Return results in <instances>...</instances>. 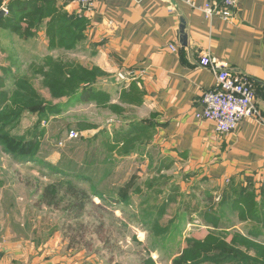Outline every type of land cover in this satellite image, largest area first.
Listing matches in <instances>:
<instances>
[{"label":"rangeland","instance_id":"rangeland-1","mask_svg":"<svg viewBox=\"0 0 264 264\" xmlns=\"http://www.w3.org/2000/svg\"><path fill=\"white\" fill-rule=\"evenodd\" d=\"M60 17L53 24V34H46V23L41 25L52 53L40 48L35 24L24 22L29 34L18 37L0 20L3 88L16 90L17 75V79L25 78L45 105H59L43 115L24 111L6 128L10 135L32 141L36 158L18 161L0 144V217L7 214L15 231H33L38 239L55 229L51 236L59 237L56 241L65 252L78 253L79 264H143L147 257L154 264H172L185 238L200 234L195 225L206 222L203 207L209 205L195 204L189 186L196 184L190 175L150 143L149 107L134 74L115 73L114 77L121 76L115 79L118 86L99 83L108 72L91 66L87 49L79 51V43L86 41L84 23ZM82 68L96 77L94 83L86 84L93 89L89 100L54 97L48 81L64 80L73 70L82 74ZM83 87L88 86L79 84V90ZM70 130L76 133L72 138L67 136ZM67 181L89 196L75 222L66 220L61 211L35 206L44 205L40 196L49 183L59 190L58 205L73 201L65 195ZM161 207L159 225L170 223L169 230H174L160 241L162 246L152 244L151 248V222ZM144 209L149 212L143 219ZM26 221L31 224L28 228L16 225Z\"/></svg>","mask_w":264,"mask_h":264},{"label":"crops","instance_id":"crops-1","mask_svg":"<svg viewBox=\"0 0 264 264\" xmlns=\"http://www.w3.org/2000/svg\"><path fill=\"white\" fill-rule=\"evenodd\" d=\"M22 1L2 0L0 9ZM221 1L95 0L90 12H83L77 0H53V5L56 14L86 20L79 51L87 49L91 66L108 72L99 83L118 86L115 73L134 74L149 107L150 143L190 175L196 185L189 193L196 205H209L203 209L227 233L225 241L239 235L241 253L264 263V0H237L228 20L204 16L205 3ZM37 29L40 48L52 53L45 27ZM204 53L250 81L260 120L245 119L234 131L219 134L212 121L196 116L203 92L216 81L211 68L200 65ZM11 225L7 214L0 217V264H79L78 253L65 252L55 234L38 241L33 231H15ZM16 225L31 226L27 221ZM195 226L201 231L197 238L213 230L207 221Z\"/></svg>","mask_w":264,"mask_h":264},{"label":"trees","instance_id":"trees-1","mask_svg":"<svg viewBox=\"0 0 264 264\" xmlns=\"http://www.w3.org/2000/svg\"><path fill=\"white\" fill-rule=\"evenodd\" d=\"M1 1L2 0H0V4ZM16 5V7H12V5L9 6V10H7L6 15L1 21H4V25L11 28V30L19 36H26L29 34L27 31L28 29L26 30V28H23L24 22L26 25L28 22L30 24H35L37 29L45 22L46 18H48L46 22V34H53L51 32L53 30V24L60 20L61 15L73 20L82 21L85 25L86 20L82 17L56 14L53 0H26L22 1L20 4L16 3ZM14 21L15 23L12 26V22ZM8 70L9 69L4 68L3 72H8ZM14 77L17 81L14 83L16 84V90L8 91L3 88L4 76H0V144L3 145L5 149L7 148L6 150L8 152L14 154L13 156L18 161L25 160L33 162L36 157L35 152L31 149L33 146L32 141H22L23 137L10 135V133L5 130L8 126L15 123L17 117L24 111H38L43 115L45 111L50 110L51 112L52 110L57 109L59 105H45L41 101V97L31 90V87H29L25 78L17 79V75ZM64 78V80L53 79L48 81L47 86L51 89V93L54 97L59 98L64 96L68 98V100L73 98L76 100H81L82 98H85L86 101L89 100L93 89L86 84L95 82L96 77L94 73L83 69L82 74H79V72L76 73V71L73 70ZM79 84L88 87H83L79 90ZM34 133L35 132L33 131L31 134L32 137L34 136ZM65 184V195L70 197L73 201H69V203L65 205H58V202L61 200L60 198H57L59 190L55 184L49 183L43 187L42 195L40 196L44 205L35 206L38 208L44 206L54 211H61L64 213L66 220H72L75 222L81 218L85 207L87 206L85 203L89 200V196L86 191L71 185L70 181H67ZM163 208L164 207H161L156 210V215L154 216L153 222H151L153 225L149 232L151 234V240H148L150 247L152 244H154L155 247L157 245L162 246L160 241L167 240L166 238L169 236V233L174 230H169L170 223L165 226L159 225L158 221L161 217ZM148 212L149 211H146L145 209L141 211V213H143V219L148 215ZM184 212L186 213L187 210H184L183 214H185ZM251 215H253V217L256 216L255 212ZM211 217L212 215L210 212H205V221L211 223L213 227H216L218 223L210 221ZM182 218L183 216H181L179 220ZM67 226L69 228V226L72 225L70 224ZM181 226L182 227L179 230L180 233L184 229L183 223ZM53 230L55 229H52L49 233L44 235L43 238H37V240L44 241L49 238L52 235ZM226 235L227 233L221 229H213L208 230L201 238L195 236L185 238L183 247L180 249V254L178 253V256L173 259L172 264H264L259 261H254L241 253L237 248V243L240 242L238 239L240 238L239 235H232L229 244L225 241ZM236 240L238 242H236ZM178 244L179 246L181 245L180 242ZM243 244L247 248L250 247L249 243ZM143 264L154 263L150 257H147L143 260Z\"/></svg>","mask_w":264,"mask_h":264},{"label":"built area","instance_id":"built-area-1","mask_svg":"<svg viewBox=\"0 0 264 264\" xmlns=\"http://www.w3.org/2000/svg\"><path fill=\"white\" fill-rule=\"evenodd\" d=\"M83 12L93 9L95 0H77ZM237 0H222L220 5L205 3L201 11L205 17L217 15L223 20H228L233 14ZM4 13L7 9L4 8ZM175 51V45H170ZM200 65L210 67L215 74V85L204 91L201 96L202 111L196 113L201 119L210 120L215 125L219 134L234 131L245 119L260 120L261 115L254 103V95L250 81L242 76L235 75L225 64L218 63L204 53L200 59ZM75 131L68 132V138L75 136ZM264 179V176H263Z\"/></svg>","mask_w":264,"mask_h":264},{"label":"water","instance_id":"water-1","mask_svg":"<svg viewBox=\"0 0 264 264\" xmlns=\"http://www.w3.org/2000/svg\"><path fill=\"white\" fill-rule=\"evenodd\" d=\"M4 14V9H0V18L3 16ZM182 31V30H181ZM185 39H186V35L183 34V37H182V41L183 43H185ZM115 79H121V76L120 75H117L116 77H114Z\"/></svg>","mask_w":264,"mask_h":264}]
</instances>
